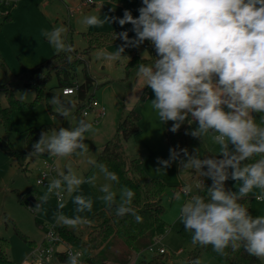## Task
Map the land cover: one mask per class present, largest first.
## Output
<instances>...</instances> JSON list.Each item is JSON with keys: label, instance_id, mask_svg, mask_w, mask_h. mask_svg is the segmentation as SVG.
I'll list each match as a JSON object with an SVG mask.
<instances>
[{"label": "clouds", "instance_id": "obj_1", "mask_svg": "<svg viewBox=\"0 0 264 264\" xmlns=\"http://www.w3.org/2000/svg\"><path fill=\"white\" fill-rule=\"evenodd\" d=\"M142 5L137 18L125 10L122 18L86 15L81 23L89 27L131 24L135 37L130 39L127 31L115 34L123 43L114 52L101 51L98 57L119 61L125 57L126 48L150 42L156 52L154 63H139L136 75L153 92L151 105L159 120L164 124L172 121L169 130L173 133L186 121L189 125L195 122L197 127L186 134L202 142L211 134L219 146L215 156L202 158L199 149L191 154L187 149H170L169 159L157 158V173L178 161L180 169H190L212 181L210 186L204 185V196L193 194L191 184L181 189L186 199L179 220L184 231L191 234L192 244L211 246L221 257H227L228 249L235 252L243 248L264 262V215L254 217L240 202L254 189L260 190L255 198L264 200V0H142ZM67 31V27L58 26L43 33L57 54L75 51L66 43ZM67 58L71 61L72 57ZM49 104L64 119L76 110L74 101L60 95H53ZM254 114H259L258 121ZM95 131L91 122L80 119L74 128L40 133L28 158L47 154L67 158L68 163L66 171L47 183V191L33 211H41L49 194H54L57 224L75 229L88 223L79 214L92 211L90 198L73 197L77 213L73 217L66 216L62 209L65 192L71 195L84 183L95 186V174L84 179L71 164L72 157L88 153L86 134ZM88 163L96 166L107 181L118 182L116 173L106 165L94 160ZM229 179L237 182L236 191L226 189ZM99 190L103 193L99 198L108 209L115 208L117 217L131 215L137 223L143 222L131 206L135 196L132 189L124 188L119 202L111 183L102 184ZM181 192L175 194L177 200ZM80 257V252H69L65 264H82ZM190 264H201V260Z\"/></svg>", "mask_w": 264, "mask_h": 264}, {"label": "rangeland", "instance_id": "obj_2", "mask_svg": "<svg viewBox=\"0 0 264 264\" xmlns=\"http://www.w3.org/2000/svg\"><path fill=\"white\" fill-rule=\"evenodd\" d=\"M131 1L126 5H121L111 3L109 0H92L91 4L83 6V2H87L86 0H0V138L9 142L17 154L24 156L20 164L16 159L9 158L0 151V237L9 242L7 257L17 264L29 260V256L34 250L32 244L38 246L41 243L45 229H52L55 224L59 225L54 219L58 205L54 194H49V200L41 211H33L40 197L47 191L46 187L38 186L35 183L39 175V168L42 166L41 160L46 154L28 158L29 153L26 152L25 144L27 131L49 126L48 132L51 134V131L58 130L60 127H76L80 119L91 122L96 131L86 134L85 142L89 148L88 153L85 156H74L71 159L72 170L78 176L87 179L99 171L88 161H96L101 147L113 138L123 113L131 109L139 112L140 103L143 100L142 94L148 88L145 86L143 89L144 84L138 80L136 73L126 79L125 65L136 51L141 58H148L147 52L141 45L138 48H126L123 54L125 57L119 61H105L98 57V53L101 51L114 52L123 41L95 50L88 58H85L81 53L87 47L82 35L88 32L119 29L122 32L127 31L130 39L135 37L131 24L121 27L118 22H114L105 23L99 27H89L81 23L82 18L86 15H98L101 18L106 15L122 18L124 11L128 10L127 7L131 5ZM133 6L132 4L131 7ZM134 8L132 14L138 13V8ZM113 9L114 11H112ZM58 26L67 27L66 43L74 47L76 59L82 61L69 80L72 84L79 86L85 81V73L88 74L92 84L85 93L84 102L87 103L89 99L98 102L100 106L104 107L103 116L97 117V109H93L88 112L86 117H82L76 110L68 119L59 117L49 102L45 101L47 93L60 95L76 104L80 101L76 91L70 96L61 94L58 79L52 72L50 80L43 88L41 102L25 109L14 110L10 115V125L6 126L1 120V111L8 106L10 99L22 103H31L35 99V90L26 86L30 78L29 71L57 54L43 33ZM133 104H137V106L132 107ZM139 126H141V122ZM191 139L197 145L202 158L219 154V146L214 143L211 134L207 135L203 142L192 136ZM136 141L137 138H131V140L122 143L128 158H141L140 155H135ZM55 159L56 178H58L59 172L66 171L65 164L68 159L58 157ZM141 159L143 160V158ZM143 170L147 176L159 178L167 186L162 204L165 209L163 220L169 227L154 245V252L163 249L166 255L154 264H190L189 253L192 250V245L178 234V230L182 226L179 220L180 208L186 199L183 197L181 189L185 184H191L193 194H196L199 183L198 176L180 170L178 162L176 170L171 172L168 177L149 175L144 168V163ZM102 184V181H96L95 186L84 183L78 191L71 195L66 192L64 194L65 207L62 211L68 217L77 215L76 205L73 203L75 195H82L93 201L91 212L86 211L79 214L86 218L88 223L75 228L77 232L82 233V240L86 239L87 233L96 225L91 217L98 211L107 209L105 203L99 198L103 195L99 190ZM236 184V181L229 179L225 186L228 190L236 191ZM177 192H181L180 200L175 198ZM115 193L117 202H119L122 190L116 188ZM258 194H260V190L254 189L245 198L244 206L254 217L264 215V200H257L255 196ZM25 196L32 197L35 203L24 206L21 200ZM64 227L74 230L67 226ZM59 250L60 247L57 248V251ZM155 255L157 253L143 251L140 258L131 260L129 264H139L143 260L142 257L149 261ZM198 258L201 260V264H218L213 257L204 252ZM255 264H264V262L259 260Z\"/></svg>", "mask_w": 264, "mask_h": 264}, {"label": "trees", "instance_id": "obj_3", "mask_svg": "<svg viewBox=\"0 0 264 264\" xmlns=\"http://www.w3.org/2000/svg\"><path fill=\"white\" fill-rule=\"evenodd\" d=\"M109 1L115 4L126 5L131 0ZM121 32V30L116 29L106 32H88L83 34V40L87 47L82 50V55L88 58L95 50H100L107 45L121 42L122 40L116 38L115 35ZM141 47L147 52L148 58H141L137 51L134 52L125 65L126 79L136 73V66L139 63H154L156 52L151 43L145 41L141 44ZM75 54V51L72 53L54 54L45 62L33 67L29 71L30 78L26 86L35 90V99L31 103H22L18 100L10 99L8 106L1 111L2 122L6 126H9L10 115L14 110L25 109L41 102L43 88L50 80L52 72L56 75L58 87L61 90L76 87V94L80 101L76 104V112H79L81 115L82 111L92 101V99H89L87 103L84 102L85 93L91 87L92 80L85 73V81L83 84L78 86L70 82L69 78L71 74L82 64V61L76 59ZM69 55L72 57L71 61L67 58ZM147 88L151 90L149 87ZM53 95L55 94L47 93L45 95V101L49 102V99ZM254 115H256L258 121L259 114ZM140 121L141 116L134 109L127 111L121 118L113 138L101 147L96 162L97 164L106 165L109 171L116 173L118 182H113V184L117 189L123 190L124 188H130L134 191L135 196L131 206L143 217V222L137 223L131 215L117 217L115 215V208L113 207L111 210L108 208L101 210L91 217V220L96 225L87 233L85 240H82V233L77 232L76 229L70 230L56 224L53 226L55 232L66 244L84 251L86 264H129L132 254L141 255L150 246H154L169 227L163 220L165 209L162 204L167 186L159 178L147 176L143 170V160L140 157L128 158L122 144L131 138L137 137L141 133ZM170 123L172 121L167 122L165 125ZM187 125L188 123L186 121L185 126ZM49 129V126H43L37 130L30 129L27 131L25 139L27 153L32 151V144L39 140L40 133L42 131H48ZM187 132L186 127L176 133L169 132L166 135L168 147L170 149H176L177 151L179 149H187L190 154L193 153V150L197 149V145L193 142L190 135L186 134ZM0 151L7 157L16 159L20 164L23 161L24 156L17 154L9 142L4 141L2 138H0ZM181 158H184L183 154H181ZM178 168L180 169L179 166ZM184 171L198 176L199 183L196 188V195H206L204 185L208 187L212 181L206 177H201L199 173H195L190 169ZM27 196L21 200L24 206L31 204ZM245 201L244 199L240 202L245 204ZM178 234L180 237L188 240L192 245V250L189 253L190 261L197 259L204 252L213 257L218 264H255L259 262L258 258L250 256L243 248L235 252L228 249L226 250L228 252L227 257H221L212 250L211 246L200 247L193 245L191 242V234L184 231L183 225L178 230ZM32 245L34 247L36 246L34 243ZM8 249L9 242L0 237V264H17L7 257ZM165 255L166 253L157 254L152 256L149 261L144 260V257H142L143 260L139 264H154ZM56 256L58 264H65L66 258L62 254L58 253Z\"/></svg>", "mask_w": 264, "mask_h": 264}, {"label": "crops", "instance_id": "obj_4", "mask_svg": "<svg viewBox=\"0 0 264 264\" xmlns=\"http://www.w3.org/2000/svg\"><path fill=\"white\" fill-rule=\"evenodd\" d=\"M132 1H131V5L133 4L134 5L133 7H135V8L139 9L140 7L143 6L142 0H132ZM131 5H129L127 7V9L132 14L133 13L132 12L133 7H131ZM132 15L134 18H137L139 16V12L136 14H132ZM144 88L145 87L143 86V89ZM67 96H70V95H67ZM142 98H143V100L140 103V107L138 110L139 111L138 113L141 116V121H140L141 122V126H140L141 133L137 137H135V138H137L136 148H135L136 154L135 155L138 154L141 156V158H143L144 168L149 175H152L155 177L158 176V177H162V178L168 177L171 172L176 170L177 162H173L171 167H168L165 172L161 171V172L157 173L155 171V169L158 167L157 158H160L163 160L169 159L170 148L168 147V144L166 142V135L169 132H171L169 129L171 128L172 123H170L169 125H165L159 120V117H158L156 111L153 109V107L151 105V100H153L155 98L154 94L151 90H149V89L145 90L142 94ZM131 106L136 107L137 104H133ZM125 113H123L121 118L124 116ZM182 126H183V128L186 127L188 132H189L190 130H193L195 127H197V124L194 122L192 125L188 124L187 126H185V123H184ZM182 126H181V128H182ZM181 128L179 130H181ZM129 140H131V139H129ZM95 175L97 176L96 181H98V182L102 181L103 184L111 183L112 184V190L115 192L116 187L114 186L113 182L107 181L105 179L104 175L102 173H100V171H97L95 173ZM137 257L140 258V254L134 253V254H132L131 260H133Z\"/></svg>", "mask_w": 264, "mask_h": 264}, {"label": "built area", "instance_id": "obj_5", "mask_svg": "<svg viewBox=\"0 0 264 264\" xmlns=\"http://www.w3.org/2000/svg\"><path fill=\"white\" fill-rule=\"evenodd\" d=\"M87 2H83V6L87 4H91L86 0ZM76 91V87L74 88H64L61 90V94L63 96L67 95H73ZM96 110V116L100 117L104 114V107L100 106L98 102L92 100L88 106L82 111L81 115L82 117H86L88 115V112L93 110ZM41 165L39 168V175L37 176L35 183L38 186L46 187L47 183L52 179L56 178L57 173V166H56V159L55 157H50L46 154V156L41 160ZM44 180V183H37L38 180ZM57 200V197H56ZM58 202V201H57ZM60 247V250L57 251V248ZM150 253H157V254H164L166 253L163 249H158L156 252H154V246H150L147 249ZM69 252L75 253L80 252L81 257L80 260L82 264L85 263V254L84 251L78 248H75L71 245L66 244L61 237L55 232V230L52 229H46L44 233V238L42 239L41 243L34 247V250L29 256V260L25 261L22 264H58L56 259V254L60 253L64 258L67 259V254Z\"/></svg>", "mask_w": 264, "mask_h": 264}, {"label": "water", "instance_id": "obj_6", "mask_svg": "<svg viewBox=\"0 0 264 264\" xmlns=\"http://www.w3.org/2000/svg\"><path fill=\"white\" fill-rule=\"evenodd\" d=\"M67 163H68V161H67ZM67 163H66V164H67ZM66 164H65V170H66ZM71 164H72V163H71ZM28 201H30L31 203H34V199H33L32 197H29V198H28Z\"/></svg>", "mask_w": 264, "mask_h": 264}]
</instances>
